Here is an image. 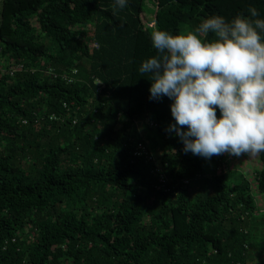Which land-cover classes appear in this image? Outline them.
I'll return each mask as SVG.
<instances>
[{
  "label": "trees",
  "instance_id": "16d2710c",
  "mask_svg": "<svg viewBox=\"0 0 264 264\" xmlns=\"http://www.w3.org/2000/svg\"><path fill=\"white\" fill-rule=\"evenodd\" d=\"M112 4L0 0V264H247L264 240V152L257 188L229 153L185 152L139 67L157 54L153 29L264 18V0Z\"/></svg>",
  "mask_w": 264,
  "mask_h": 264
},
{
  "label": "clouds",
  "instance_id": "9594fccd",
  "mask_svg": "<svg viewBox=\"0 0 264 264\" xmlns=\"http://www.w3.org/2000/svg\"><path fill=\"white\" fill-rule=\"evenodd\" d=\"M129 0H113L123 9ZM209 33L212 37L208 38ZM157 54L139 72L150 81V99L167 96L172 122L166 131L183 150L211 159L264 152V18L222 14L177 32L150 33ZM219 109L220 115H217Z\"/></svg>",
  "mask_w": 264,
  "mask_h": 264
},
{
  "label": "rangeland",
  "instance_id": "374dc122",
  "mask_svg": "<svg viewBox=\"0 0 264 264\" xmlns=\"http://www.w3.org/2000/svg\"><path fill=\"white\" fill-rule=\"evenodd\" d=\"M2 4V3H1ZM148 8L147 12L150 13V8L153 10L152 5L147 1L146 2V9ZM189 27L184 26V29H187ZM148 124H150L151 126H155L152 122H148V120H146ZM144 123V122H142ZM143 125L148 126L146 123H144ZM146 129H148V139L149 141L153 144L151 146V151L153 153L154 156L159 157L161 152L160 150V145H161V136L159 135V133L156 131L155 127H150L148 126ZM230 167H234V168H238L239 170L243 171L244 174L252 179V185L253 188H257V183L253 180L254 177V171L256 170V168H260L261 167V160L258 157V153L257 154H252L249 155L248 153H243L240 156H233L230 155ZM233 162V164H231ZM194 186V185H192ZM262 206V209H264V195H260L258 194L256 196ZM264 240H258V238L255 239V241L251 242V244L249 245V249H248V263L247 264H264Z\"/></svg>",
  "mask_w": 264,
  "mask_h": 264
},
{
  "label": "built area",
  "instance_id": "2783aa9c",
  "mask_svg": "<svg viewBox=\"0 0 264 264\" xmlns=\"http://www.w3.org/2000/svg\"><path fill=\"white\" fill-rule=\"evenodd\" d=\"M24 68H25V65L22 62H18V63H15V64L11 63L6 68V71L9 72V73H11V74H14L17 71L22 70ZM48 72L51 73V74H53L54 76H57L58 75V73H56L55 70L52 67H49L48 68ZM66 76H67V74H64L63 75V77H66ZM139 153H141V152H139ZM162 181H165V178H162Z\"/></svg>",
  "mask_w": 264,
  "mask_h": 264
},
{
  "label": "bare ground",
  "instance_id": "6f19581e",
  "mask_svg": "<svg viewBox=\"0 0 264 264\" xmlns=\"http://www.w3.org/2000/svg\"><path fill=\"white\" fill-rule=\"evenodd\" d=\"M153 124H154V122H152ZM139 152H141V153H139ZM147 153L148 151H147V148L145 147V146H143V149H139V150H137L136 152H135V154L137 155H140V154H142V153ZM162 178H165V181H166V176L164 175V174H162ZM164 181V182H165Z\"/></svg>",
  "mask_w": 264,
  "mask_h": 264
}]
</instances>
